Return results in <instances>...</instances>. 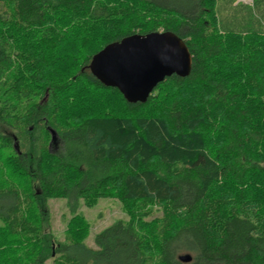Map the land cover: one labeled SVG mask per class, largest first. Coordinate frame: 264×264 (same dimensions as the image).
Listing matches in <instances>:
<instances>
[{"label": "trees", "instance_id": "trees-1", "mask_svg": "<svg viewBox=\"0 0 264 264\" xmlns=\"http://www.w3.org/2000/svg\"><path fill=\"white\" fill-rule=\"evenodd\" d=\"M252 2L0 0V264H264V0ZM153 32L181 38L192 70L130 103L89 65ZM104 199L128 218L90 246L80 210ZM51 200L71 214L64 240Z\"/></svg>", "mask_w": 264, "mask_h": 264}, {"label": "water", "instance_id": "water-1", "mask_svg": "<svg viewBox=\"0 0 264 264\" xmlns=\"http://www.w3.org/2000/svg\"><path fill=\"white\" fill-rule=\"evenodd\" d=\"M193 57L185 42L172 32L135 34L107 45L95 54L91 73L106 87L118 89L130 103H146L157 86L177 75L186 78ZM52 141L57 134L51 131ZM189 263L191 255H180Z\"/></svg>", "mask_w": 264, "mask_h": 264}, {"label": "rangeland", "instance_id": "rangeland-1", "mask_svg": "<svg viewBox=\"0 0 264 264\" xmlns=\"http://www.w3.org/2000/svg\"><path fill=\"white\" fill-rule=\"evenodd\" d=\"M239 3L244 8H249L251 10L255 9L252 0H237L236 5ZM225 7L227 8V6ZM260 9L263 10L264 8L261 7ZM224 12H228V10H224ZM262 13H264V10ZM258 15L261 14L258 13ZM239 16L238 14L236 15L237 18ZM50 210L52 215V229L60 240H64L65 226L68 219L71 217L66 201L51 200ZM80 211L85 214L92 225L91 235L87 240L90 246H94V237L98 232L109 227L118 220H126L128 218L122 210L121 203L116 199H104L101 200L99 205L95 208L87 209L86 207H82Z\"/></svg>", "mask_w": 264, "mask_h": 264}]
</instances>
